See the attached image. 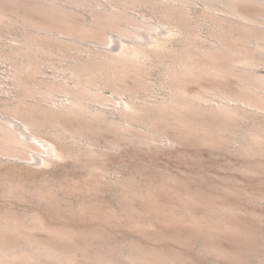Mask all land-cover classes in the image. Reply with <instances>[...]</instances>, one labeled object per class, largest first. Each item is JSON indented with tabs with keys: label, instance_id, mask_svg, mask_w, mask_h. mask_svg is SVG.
Wrapping results in <instances>:
<instances>
[{
	"label": "bare ground",
	"instance_id": "obj_1",
	"mask_svg": "<svg viewBox=\"0 0 264 264\" xmlns=\"http://www.w3.org/2000/svg\"><path fill=\"white\" fill-rule=\"evenodd\" d=\"M106 1L107 4L102 0H0V25L16 26L22 30L17 44L0 47V58L12 65L10 80L14 95L8 99L0 98V163L47 167L73 159L84 163L89 174L105 179L111 172L110 168L95 160L107 159L110 152L120 151L124 144L146 148L161 144L180 147L187 144V147L193 145L191 148L205 147L211 151L228 150L244 160L236 168L238 172L247 176L264 175V76L256 71L264 63V0H195L203 2L200 17L206 24L207 21L211 24V37L216 38L213 45L207 46L198 43L196 39L199 37L193 38L198 36L196 27L202 21L198 18L200 21L195 22L187 7L192 0H161L159 3L157 0ZM84 2L92 4L90 15L79 10ZM120 3L135 7L142 4L151 6L163 24H173L175 29L140 18L130 13L128 8H122ZM177 35L181 36L179 45L172 43ZM84 43L95 44L97 48L90 53L88 51L87 55H72L78 49L81 53L86 52ZM250 44H256V47ZM64 56L70 61L60 74L50 79H39L45 59L54 62V58ZM156 60L167 65L163 85L168 93L157 102H138V93L150 88L145 75L148 70L151 72ZM199 82H205L201 90L190 91L188 85ZM106 91H111V96H107ZM116 181L114 183L120 184L118 178ZM169 190L172 191L171 188ZM151 193L153 197L155 194L152 196ZM191 198L194 200L190 197L185 201L191 202ZM217 215L220 216L219 213ZM27 219L25 223L14 214L3 213L0 216V264H67L73 260L80 248L76 246L79 243L77 239L74 243L59 231L52 237L49 233L47 240L37 237L36 240L35 235L26 229L37 226L38 217ZM212 219L215 220L214 217ZM227 222H220V225L226 229L230 227L229 231L236 235L237 247L230 252L239 258L256 252L258 255L264 240L263 244L259 243L255 234L256 238L251 241L255 235L252 232L250 236L249 225L240 224L239 227ZM254 240L258 241L256 245H253ZM207 245L213 251L223 248ZM224 252L221 253L224 255ZM140 255L129 254L126 260H122L109 258L110 255L105 257L98 252L95 258L104 264H146L148 257ZM152 260L153 264L157 261L152 258L147 263L152 264Z\"/></svg>",
	"mask_w": 264,
	"mask_h": 264
},
{
	"label": "rangeland",
	"instance_id": "obj_2",
	"mask_svg": "<svg viewBox=\"0 0 264 264\" xmlns=\"http://www.w3.org/2000/svg\"><path fill=\"white\" fill-rule=\"evenodd\" d=\"M102 1L107 4L106 0ZM160 1L161 0H157L158 3ZM201 2L202 1L192 0L187 4V7L189 8L190 13L194 18V21H202L199 22L198 27H196L197 31L200 33L198 34L197 32L198 36H193V38L196 39L199 37L196 40L202 46L213 45V43L216 41V38L212 39L214 38V36L211 37V24L208 21L206 24L205 21L202 20L203 18L200 17V13L203 10V2ZM120 4L122 8H128L130 13L140 18L149 20L155 25L167 26V28L170 30L175 29V26L173 24H163L160 21L159 16L157 15V17L155 16L156 13H153V7L151 6L142 4L140 6H137V8L135 6H125L124 3ZM91 7L92 4H90V2H84V4L79 7V10L86 15H90L89 10ZM198 18L201 19L199 20ZM203 21L205 24L203 23ZM20 35L22 36V30L20 28H17L16 26L15 28H13V26L0 25V47H4L10 44H17ZM173 38L172 43L179 45V39H181V36L177 35ZM176 40L179 41L177 42ZM84 44L86 45V48L84 50L86 52L81 53L82 51L79 52L78 49L73 51L72 55H87L88 51L90 53L97 48L95 44ZM250 46L254 48L256 47V44H250ZM91 48L92 50H90ZM67 55H71V53ZM65 57L66 56H64L63 58H54L55 63L52 60L45 59L46 62L44 61V65L41 67V72L38 74L39 79H41L42 77V79H50L53 78L56 74H60V70L66 67L65 65L70 61V58L67 57L66 59ZM155 63L153 64L152 68H150L151 72L150 70H148L147 75H145L150 88H147V90L143 89L138 93V102H157L165 98L168 93L166 92L167 88L164 86L165 84L163 85V77H165L167 65L159 63L158 60H156ZM49 65H51L52 67ZM43 71L44 73H42ZM256 71L264 76V63L258 66L256 68ZM11 72V62L0 58V98L8 99L14 96L13 93H11V90H13L12 81L10 80L12 74ZM149 80L151 82H149ZM204 85L205 82H199V84L191 83L188 85V88L190 89V91L196 92L201 90L202 86ZM111 94V91H106L107 96H111ZM61 96H58L57 98H61ZM187 146V144H183L181 147L180 145L170 146L161 144L149 146L147 147V149L146 146L134 147V145L132 146L129 144H124L123 148L120 151L115 150L110 152L107 159L101 157L102 160L101 158L95 160V162L98 160L96 163L100 161L102 162H99L100 164H105V166L110 168L109 170L111 172H109V175L107 174L108 176H106L105 179H100L97 175H95L97 176L95 177L93 176V174H89L90 171L88 168L84 167V163H81V161H75L73 159L61 162L58 161L57 163L49 165L47 167L31 166L26 164H13L9 162L0 163V216L3 213H10L22 218V220L24 221L25 218L30 219L31 217H38L39 221L37 226L35 224L34 227L28 228L27 225V229L25 228L29 233H33L32 236L35 235V239L37 237V239L39 240H47L50 234L52 237V234L54 232L59 233V231H61L59 234L65 237L67 236V238L69 237L70 239H73V241H76L77 239L76 242H79L81 244H75L78 248L80 246L79 249L77 248L79 252L80 249L83 248V245L86 246L88 251L85 247V249L83 248L84 252L82 251L79 253L78 251H76L77 254H74L72 258L73 260H71L72 262L69 260V262H66L67 264H70V262L72 264H97L100 262L95 258L98 252L101 253V255L105 254V257H108L110 255L109 258H119L122 260H126L128 258L127 255L129 254H141L140 256L146 254V256L148 257L147 262L149 258H153L154 260L158 261H154V264H264V245H261L262 247L259 248L260 250L258 252V255L256 254V252L255 254L249 256L247 255L248 257L244 256L242 258H239L238 256H235L230 252L231 250H234L235 247H237L235 243V232H233L232 230L229 231L230 227H227V229L229 228L227 231L225 226L220 225V222L223 221H231L230 223H227H232L233 225L236 224L235 226L239 225V227L240 224L245 225L246 227L249 225V231L251 232L250 236L252 235V232H254L253 235H258V238L256 240H258L259 243L263 244L264 175L247 176L243 173L241 174V172H238L236 168H239L244 160L241 157L230 153V151L228 150L218 149L220 151H211L205 147L197 146L191 148V146L193 147V145H189V147ZM172 147L174 149H171ZM116 178L120 180V184L114 183L116 181ZM175 178L178 179V181ZM7 179L12 182L7 183ZM95 180H97L99 184ZM175 180L177 181V183ZM14 181L16 184H14ZM3 183L5 186L3 185ZM162 185L165 186L162 188ZM177 185H179L180 187H178ZM6 186H8V190ZM11 186L12 188H10ZM13 187L15 188L14 190ZM169 188H171L172 191H170ZM225 188L228 190V192L227 190H224ZM38 189L39 191L41 190V192H38ZM167 189L170 193L167 192ZM189 189L191 190L188 192ZM222 189L225 193H227L225 194L224 192H222ZM241 190H244V192ZM8 191L10 194L8 193ZM30 192H32V194ZM43 192L47 193L43 195ZM177 192H179L180 194ZM211 192L213 193L211 194ZM149 193H151L152 196L154 194L155 195L151 197ZM173 193L175 195L177 194V197ZM193 194L195 195L192 196ZM240 194L244 197H242ZM36 195L37 197H34ZM188 197H193L194 200L191 198V202H188ZM185 200L188 201L186 202ZM195 200L196 202L198 201V203H196ZM228 202L230 204H228ZM203 204L206 208L204 206L202 207ZM180 205L183 207H181ZM232 205H234V207ZM79 207L82 208L79 209ZM16 212L17 214H15ZM218 213L220 214V216L217 215ZM34 214L36 215V217ZM23 216L26 217L24 218ZM194 216H197L196 219ZM234 216H236L237 218H234ZM185 217L189 219H186ZM212 217H214L215 220L212 219ZM226 217L228 218L227 220ZM209 219H211L212 221L210 220L208 222ZM237 220H239V223L237 222ZM210 222H213L214 225ZM216 223L218 224L219 228L218 226H216ZM179 227L181 230L179 229ZM32 228L37 229L34 230ZM224 228L225 230H223ZM193 230H195L196 232H194ZM83 235L87 237H84ZM90 236L92 238H95L92 239ZM100 236L102 240H100ZM82 237L83 239H85L83 240ZM255 238L256 235L254 238L251 237L250 239L252 241ZM256 240H254L255 243H253V245H256V242L258 243V241ZM75 241L74 243H76ZM204 242L206 244L209 243V245L214 244L220 248H223L221 251L215 249V251H213V249L208 245L207 247ZM85 244L90 245L87 246ZM100 244H102V246L104 244L105 246L101 248V246H99ZM98 246L99 248H97ZM201 246L203 248H201ZM205 246L206 248H204ZM207 248L209 250H207ZM223 249L225 250V252ZM135 250L136 252H134ZM222 251L224 252V255L223 253H221ZM216 252L219 253L216 254ZM155 256L159 257L157 258ZM91 258L96 262H94L93 260L91 261ZM151 259H149L148 263H150ZM147 262L144 263L148 264ZM152 262L153 260L151 261V263ZM101 263L103 262H100V264Z\"/></svg>",
	"mask_w": 264,
	"mask_h": 264
}]
</instances>
